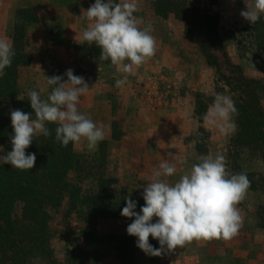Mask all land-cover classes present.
<instances>
[{
  "label": "rangeland",
  "instance_id": "1",
  "mask_svg": "<svg viewBox=\"0 0 264 264\" xmlns=\"http://www.w3.org/2000/svg\"><path fill=\"white\" fill-rule=\"evenodd\" d=\"M134 2L135 15L143 21L141 27L150 25L152 28L156 54L136 70L135 75H130L122 88H117L115 82L124 74L117 73L110 61L86 54L87 43L71 46L74 59H69V63L74 66L76 75L82 76L90 86L88 94L81 97L78 110L97 124L105 125L104 140H107L104 167L96 164L100 142L95 151L88 150L86 141L75 144L76 152L93 166L83 185L96 186L95 174L103 171L116 179L117 189L138 192L144 189L162 160L177 165V173L169 178V182L174 183L192 164L198 163L202 155L221 153L230 171L246 172L251 181L245 200L238 205L244 216L239 235L229 241H193L160 256V261L167 264H256L255 259H259L258 264H264V240L258 236L264 230V146L237 147L233 143L237 131L224 137L203 120L216 93L231 96L235 103L238 100L239 93L232 79L237 73L230 61L240 64L246 76L259 78L264 84V61L239 48L240 32L251 24L240 15L246 10L244 0H190L192 5L219 15L223 48L216 44L211 49L218 57V65L209 63L202 50L203 33L187 32L184 21L175 15H158L150 0ZM7 32L10 34V31L0 30V37ZM56 73L53 69L51 76ZM31 76L30 69L22 68L19 86L21 96L27 99L28 91L35 90L34 85L29 84ZM261 95L264 105V89ZM234 119L237 124L236 116ZM8 152L7 146L0 143V156ZM70 177L76 180L77 173L72 172ZM129 224L125 218L94 221L101 235L127 232ZM50 227L51 256L37 257L34 264H118L114 244L108 241L100 243L104 254L101 261L87 258L82 234L86 225L75 213L65 214L63 206L52 209ZM135 264L157 263L137 248Z\"/></svg>",
  "mask_w": 264,
  "mask_h": 264
},
{
  "label": "clouds",
  "instance_id": "2",
  "mask_svg": "<svg viewBox=\"0 0 264 264\" xmlns=\"http://www.w3.org/2000/svg\"><path fill=\"white\" fill-rule=\"evenodd\" d=\"M246 10L241 17L255 24L264 16V0H244ZM134 0H95L86 11L87 26L82 31L80 44H95L100 49V59L110 61L117 73L124 74L115 86L122 88L128 77L135 75L143 64L156 54V38L150 25L141 27L142 19L135 15ZM15 56L13 41L0 37V78L10 67ZM46 77L52 86L47 98L36 90L28 91V100L34 115L20 109L10 113L14 135L10 137L12 150L0 156V164H10L21 171L35 166L36 154L26 149L37 135H51L47 124L57 125L55 140L62 147L69 143L86 141L88 150L95 151L105 139V125L97 124L90 116L81 113L78 105L90 86L82 76L65 73ZM23 99V98H18ZM238 109L231 96L216 93L203 120L220 135L228 137L237 131L234 117ZM168 155H172L169 153ZM174 156V155H172ZM177 173V165L162 160L143 189L144 206L136 212V201L126 197L121 215L134 218L126 231L137 237V247L146 255L159 257L193 241H229L239 235L244 216L238 207L246 198L251 181L246 172L233 173L227 166L225 155H202L179 176L174 183L169 178ZM157 218L153 222V218ZM158 240L154 248L149 237Z\"/></svg>",
  "mask_w": 264,
  "mask_h": 264
},
{
  "label": "trees",
  "instance_id": "3",
  "mask_svg": "<svg viewBox=\"0 0 264 264\" xmlns=\"http://www.w3.org/2000/svg\"><path fill=\"white\" fill-rule=\"evenodd\" d=\"M155 12L163 17L175 15L185 23L187 32L199 31L204 34L202 50L211 64H219L218 57L211 49L218 44L223 48V40L219 31V15L207 8L192 5L190 0H150ZM38 20L34 8H22L16 15L13 47L15 56L5 75L0 78V143L12 150L10 137L14 135L10 113L20 109L34 115L30 101L21 96L19 80L22 68L29 65L32 55L26 49L28 26ZM239 48L256 59L264 61V16L255 24H249L240 32ZM86 54L100 57V49L95 44L86 48ZM109 62V61H104ZM234 67V88L239 97L235 103L238 109L236 121L238 130L233 138L235 146L259 148L264 146V105L261 91L264 84L261 79L248 77L243 73L240 64ZM23 98V99H18ZM51 135H37L33 143L26 149L27 153L36 154L35 166L31 170L21 171L10 164H0V264H34L37 257L51 256L52 209L65 208V214L75 213L86 225L82 229L86 242L84 253L93 261H101L104 255L100 243L108 241L114 244L115 258L118 264H135L137 237L127 232L101 235L94 227L99 218H125L130 224L134 218L121 215L126 206V197L136 201V212L144 206L142 191L131 192L115 187L116 179L99 171L95 174L96 186L85 187L83 181L91 174L93 166L79 155L75 144L62 147L55 140V124L46 125ZM100 142V155L97 166L104 167L107 161L105 144ZM96 166V165H95ZM77 173V179L70 177ZM264 185V176L262 177ZM256 185V184H253ZM255 187V186H254ZM157 218H153L155 222ZM154 248L159 242L149 237ZM157 264L160 256H150Z\"/></svg>",
  "mask_w": 264,
  "mask_h": 264
},
{
  "label": "crops",
  "instance_id": "4",
  "mask_svg": "<svg viewBox=\"0 0 264 264\" xmlns=\"http://www.w3.org/2000/svg\"><path fill=\"white\" fill-rule=\"evenodd\" d=\"M94 3L95 0H0V30L10 31L4 36L12 41L18 10L34 8L38 14V20L28 26L25 38L26 49L32 55L30 64L25 68L32 72L29 84L34 85L42 98H47L51 91L52 86L47 84L46 77H52L53 69L64 81L67 80L65 73L68 69H72L74 75L77 74L69 63V59H74L71 46L86 44H80L79 41L88 24L85 11ZM259 234L260 239L264 240V230ZM255 260L256 264L260 261Z\"/></svg>",
  "mask_w": 264,
  "mask_h": 264
}]
</instances>
